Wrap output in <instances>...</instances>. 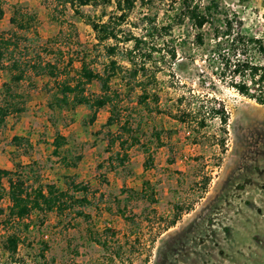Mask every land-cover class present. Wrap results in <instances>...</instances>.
Here are the masks:
<instances>
[{
    "label": "rangeland",
    "instance_id": "374dc122",
    "mask_svg": "<svg viewBox=\"0 0 264 264\" xmlns=\"http://www.w3.org/2000/svg\"><path fill=\"white\" fill-rule=\"evenodd\" d=\"M193 1L200 9L215 2L219 15L232 18L241 34L264 44V0ZM132 2L120 30L144 36L152 48L148 72L154 81L147 82V90L156 101L149 97L146 106L139 104L135 85L125 87L118 78L110 86L138 144L129 147L118 164L113 159L117 145H108L117 126L105 125L107 108L99 109L91 124L85 106L70 113L50 111L52 80L28 71L17 89L24 110L0 125V169L28 164L41 184L64 188L69 179L84 184L90 205L81 209L82 217L32 212L24 221L27 230L18 229L14 256L0 249V264H264V104L240 96L211 76L204 61L208 41L204 38L203 45L196 46L195 30L176 19L181 0ZM0 4V33L16 34L15 56L22 61L66 62L68 56L93 49L91 30L63 0ZM15 9L32 16L30 30L13 29L9 18ZM112 11V5L104 8L106 14ZM147 33L152 34L150 40ZM121 47L114 56L119 62ZM93 54L89 64L99 71L104 57L98 51ZM77 67L74 61L72 68ZM7 81V72L1 70L0 103L1 84ZM87 91L98 94L100 85L92 82ZM189 108L195 114L180 113ZM211 108L227 114L224 126L209 118ZM197 119H204V127H196ZM154 132L159 133L158 141ZM56 135L65 139L64 153L75 163L67 169L52 155ZM13 136L29 142L27 155L22 147L11 146ZM144 148L152 159L146 171ZM143 180L154 190V203L127 192L139 191ZM6 205L5 199L0 201L1 210ZM7 231L0 216V243Z\"/></svg>",
    "mask_w": 264,
    "mask_h": 264
},
{
    "label": "trees",
    "instance_id": "16d2710c",
    "mask_svg": "<svg viewBox=\"0 0 264 264\" xmlns=\"http://www.w3.org/2000/svg\"><path fill=\"white\" fill-rule=\"evenodd\" d=\"M132 3V0H63V4L68 5L73 14L89 27L94 39L93 49L79 52L75 58L68 56L66 62H62V58L61 61L57 59L54 62L42 63L22 61L15 56V52L18 51L16 34L5 37L0 33V71L4 70L8 74V81L1 84L0 125L7 116L18 115L24 110V105L20 101L22 95L17 89L20 82L27 78L28 71L34 76L45 75L52 80L53 86V98L47 104L48 110L70 113L78 106H85L88 110L86 121L87 124H91L97 111L107 108L105 125L117 126L116 134L110 135L108 145H117L118 150L114 153L113 159L117 160L118 164H122L127 149L137 145L138 139L126 119L121 118V110L116 103L118 96L111 89V81L118 78L119 81L124 82L125 87H131L133 83L140 92L139 104L146 106L149 97L152 101H156V96L149 94L147 90V82L154 81V75L148 72L152 48L148 49L144 36L137 37L130 32L120 30ZM110 5L113 6L114 11L106 14L104 8ZM83 7H91L94 10L99 8L100 12L90 15L81 10ZM2 16L3 10L0 4V19ZM176 19L179 22L185 20L195 30L196 46L201 47L204 38L208 41L209 48L204 61L212 77L229 85L240 96L257 104H264L262 39L241 34L232 18L226 14L219 15L218 5L215 2H209L200 9L193 0H181ZM9 23L15 31H28L32 27L33 18L15 9L9 18ZM162 29L167 30L165 27ZM146 36L150 40L152 34L147 33ZM119 44L122 46L120 62L114 57ZM97 51L105 61L99 71L89 64L95 58L92 52L97 53ZM169 58H174L173 51L170 52ZM74 61L78 63L77 68H72ZM92 82L100 85V93L93 94L87 91V87ZM193 109H184L180 113L190 117L195 114L192 113ZM195 109L198 113L199 109ZM208 115L210 119H217L222 126L226 124L227 114L222 109L211 108ZM204 123V119H197L195 125L197 128H202ZM158 134V132L153 133L156 141L159 140ZM10 144L15 149L22 147L24 155H27L30 148L29 142L22 137H11ZM64 145L65 139L56 135L52 144V155L59 160L63 168L67 169L75 163L69 162L63 150ZM143 151L146 157L142 165L143 170L146 171L152 166V159L147 148ZM79 159L80 156L74 158L76 162ZM111 159L110 157V162ZM127 192L149 203L155 201L154 190L147 180L141 182L139 191ZM88 193V186L75 183L71 179L65 182L64 188H58L53 184H41L37 177L32 175L28 164L14 163L10 170L0 169V201L4 199L7 201L4 210L0 209V216H2V226L8 229L0 243L3 254L8 257L14 256L20 241L18 229L21 227V230H27L28 225L24 224V221L32 212L41 214L49 212L58 216L70 212L76 217H82L84 214L81 209L90 205Z\"/></svg>",
    "mask_w": 264,
    "mask_h": 264
}]
</instances>
